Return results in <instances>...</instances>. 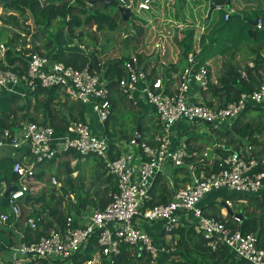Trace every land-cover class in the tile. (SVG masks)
<instances>
[{
    "label": "built area",
    "instance_id": "2783aa9c",
    "mask_svg": "<svg viewBox=\"0 0 264 264\" xmlns=\"http://www.w3.org/2000/svg\"><path fill=\"white\" fill-rule=\"evenodd\" d=\"M44 1L37 0L40 6L44 5ZM115 1L129 10L133 5L132 0ZM212 3L215 10L225 12V19L234 12V9L228 10V6L216 4L214 0ZM138 7L149 10L150 0L140 1ZM6 13L0 3V16ZM254 20V26L262 29L261 18ZM76 47L83 49L82 45ZM5 48L0 43V53L3 54ZM21 48L28 49L29 46ZM21 48L16 47V51ZM41 52L31 50L24 53L26 63L16 62L13 66L18 70L0 66V92L22 95L23 87L28 90L38 86L58 87L69 99L90 105L98 123L103 125L110 114L106 78L91 72L88 62L82 68H76ZM260 54L264 57V46ZM123 65L126 75L119 80V88L133 103L143 98L154 107L160 132L148 135L135 132L128 141L114 140V147L120 149L117 155L114 150L111 152L105 133L92 130L88 116L84 122H70L61 133L50 125L36 122H26L15 132L4 129L0 133V148L21 149L19 158L13 155L12 174L15 178L11 180V185L15 188L5 197L7 206L0 211V226H6L14 234V224L21 218L24 209L27 210L22 221L24 229H36L42 218L30 214L34 208L41 210L40 206L25 201L27 194L35 196L40 188V182L34 176L36 163H44L60 153L73 150L82 158L93 157L101 161L106 172L116 181V189L103 208L80 209L78 213L66 216L64 227H54L46 234L18 241L9 247L8 258L0 253V264L63 260L83 250L93 236L96 237L97 250L83 264H101L103 257L114 264L121 244L132 246L138 255L147 258L148 264H158L160 254H167L173 248L156 244L143 225L161 221V229L167 234L182 224V217L210 251L226 248L248 264H264V247L258 245L257 233L231 229L219 217L205 215L200 206L205 195L213 191L227 194L264 192V151H258L250 142L235 149L221 140L212 145L226 150V154L213 155L207 160L206 154L190 151L184 141L174 147L171 134L172 127L181 122L204 123L212 128L226 126L248 105H264V78L254 90L242 91L235 100L218 106L217 101L209 105L200 96L216 80L211 79L205 66L196 67L192 53L187 55V64L173 75L172 82L168 81V91L162 77L148 78L149 68L145 70L135 54L129 55ZM239 72L242 78L247 77L245 70ZM166 165L173 168L186 166L190 181L178 189L169 184V188L174 190L172 197L165 203L150 206L148 203L155 198L152 192L154 181L164 172ZM207 165L210 166L208 171L204 167ZM51 184L58 188L61 186L55 176L51 177ZM5 189L6 186L0 189V197ZM67 197L64 194V198ZM72 202L76 203V199ZM225 204L231 207L232 200L226 199ZM30 205L37 208L28 212ZM221 215L225 216L226 212ZM234 218L240 220L238 216ZM16 235L23 237L20 233Z\"/></svg>",
    "mask_w": 264,
    "mask_h": 264
},
{
    "label": "trees",
    "instance_id": "16d2710c",
    "mask_svg": "<svg viewBox=\"0 0 264 264\" xmlns=\"http://www.w3.org/2000/svg\"><path fill=\"white\" fill-rule=\"evenodd\" d=\"M0 1L4 10L8 12L0 16V18L9 25V27L0 25L6 29V38L3 43L6 48L3 54L0 53L1 67L11 68L16 62L25 64L26 57L24 53L31 50L41 52V49L43 50L41 53L52 57L56 61H61L66 65H71L76 68H82L88 62L91 72L101 74L107 80L110 114L103 125L100 124V131L104 132L107 136L111 152L114 150L116 155L120 153V149L114 147V140L128 141L135 132H140L143 135L145 132L149 131L150 126L146 125L143 120L142 106L139 105V103H133L129 100L122 89L119 88V80L126 75L123 64L128 56L112 58L101 66L95 52L91 55H86L76 46L58 47L55 42V33H50L46 41L40 46L35 45L34 48L19 49V51H16V40L19 34L11 30L16 27L20 29L22 26L26 27L32 25V27L36 28V26L43 25L46 30H49L50 28H56V26H58V29L64 28L66 33L65 36L69 41L72 39L80 40L85 28L94 27V30L97 31H103L105 29L113 31L117 29L118 21L115 16L97 8L98 4H101L105 8L118 5L115 0L112 5L104 4L102 1H96L88 5V0H45L43 6H40L37 0ZM140 1L137 0L135 3L133 2L134 8L132 7L133 9H130L131 14L129 17V19H132V22H128V25H132L131 27L135 33L134 36H132L136 41L135 48H139L144 41L147 44H153L157 39L161 41L163 45L167 43H173L175 45L174 49H178V52L176 53L175 51L173 57H176L179 53L178 60L175 63L163 66V73L161 71L158 74V71L152 66L148 72L149 79L155 78L156 76L162 77L163 81L167 83L166 91H168V81L170 80L172 82L170 72H176L180 66L183 68L187 64V55L189 53H192L196 61V67L205 66L209 71L211 79H213L215 76L213 67L214 59L217 56H223L228 54V52L234 51L242 44L246 46V53L252 55V59L250 60L251 63L246 64L244 67H238L232 61V57L234 56L232 52L231 57L225 60L223 66H221L223 71L217 76L216 83H211L208 90L217 98L218 106H225L228 102L235 100L240 92H249L259 86L264 78V57L260 54L264 46V7L255 8L251 13L234 9V12L230 14L227 19L224 18L225 12L220 11L217 18L214 17L215 19L211 20L210 23L206 25V28L203 27V29H200L202 16L198 24L193 20L192 24H182L184 19L183 17L181 18L180 13H178L179 9L175 7V0H150L151 5L149 10H151L154 1L159 2V6H157L158 15H152L149 20L136 18L132 15L133 12L145 16L147 11H149L138 7ZM184 1H187V6H190L188 9L190 14L189 12H183L188 14V18L196 10L199 11V16L205 13L207 7L206 0ZM117 12L122 20L121 14L119 11ZM166 14L171 17L175 14L179 15L180 19L175 23H180L182 26L180 28L173 27V25L170 26V24L167 23L168 26L166 24ZM257 17H260L262 20V29H257L251 22ZM136 20L138 21L136 22ZM146 28L149 30V34ZM167 28H172L173 30L174 28H179V34L177 35L175 33L174 37H172V34H170ZM38 33L44 34L43 31ZM1 40L2 39H0V41ZM194 44H197V46ZM135 55L140 65L145 62L143 68L146 70L148 68L146 63L147 57L144 56L142 52ZM12 69L18 70V67H13ZM241 69L245 70L246 78L241 77L239 72ZM23 90L22 95L0 92V133H2L4 129H8L10 132L18 131L26 122L50 125L57 133H61L70 122L77 120L84 122L89 114H93L90 105H85L69 99L58 87L42 88L38 86L34 90ZM207 102L209 105L213 104L211 100H207ZM129 109H131L132 115L134 116L132 123L128 126L125 121L120 122L115 113L119 111L122 113L127 112ZM262 111H264V105L262 104L248 105L236 119L226 124V129L214 128L215 131L214 129L210 131L213 130L217 137H222L221 140L223 139L225 143L227 142L226 145L229 147L232 146L238 149L250 142L258 148V151H264V138L262 140L258 138V135L264 132V121L262 123L260 121L256 122L255 118L251 121L242 122L241 120L247 113L252 112L260 113V115H257L264 117ZM90 126L93 130L91 121ZM137 127H139V130H137ZM184 135L183 133L178 137V142H181ZM203 137L202 135L188 137L184 142L188 144L191 143L192 140L198 141L201 140V138L203 139ZM188 149L190 151H202L200 146H193L192 144L188 146ZM19 150L21 149H16V156L18 158L20 154ZM210 151L217 153V155L226 154V150L217 149L212 145ZM26 156L28 155L26 154ZM81 158V155L77 152L70 150L58 154L49 161L36 163L34 165V176L37 180H42L44 177L46 172L45 169H43L44 167H47L48 171L54 169L55 178L61 182V186L58 189H60L62 193L60 194L57 188L52 189L49 198L46 199L47 201L45 200L41 210L34 208L31 211L30 214L32 216H40L42 218L37 224L36 229L31 230L30 228H25L23 237H18L16 234L9 231L6 226H0V253H8L9 247L16 244L18 241H28L32 239V237L46 234L51 228L64 227L66 216L69 214L78 213L80 209L103 208L109 202L110 194L116 189V181L106 172L104 164L94 158L93 161L96 164L94 179L101 180V184L104 185V187L103 189H96L91 194H82V186L80 184L82 177L78 173L73 176L75 169L70 165L74 160L80 162ZM88 158L90 157H87V159ZM52 163H56L55 168L50 167ZM12 164V155L0 157V174L4 175L6 179L13 180L15 178L12 174ZM204 167L207 171L210 168L208 165ZM172 171L174 174L183 176L181 178H173L174 181L172 185L174 187L177 188L179 187V183L185 185L190 181V172L186 166L174 167ZM168 183L169 181L163 178L162 174L157 176L152 188L155 198L148 203L150 206L165 203L172 197L174 190L169 188ZM215 192L221 195V202H217L215 199L211 198H204L203 200L205 201L202 202V204L200 202L203 213L207 216L219 217L231 229L239 228L243 233H257L258 245L264 247V192L259 194H227L223 191ZM64 194H67L68 197L64 198ZM70 195L75 196L76 203L71 201L69 198ZM42 198L41 193H37L35 196L27 194L25 201L39 203L42 202ZM226 199H230L232 202L245 201L246 203L239 205L238 210L235 212L229 207V211L226 215L222 216L221 209L226 207ZM64 201L67 203L65 210L63 209ZM6 206L7 198L3 196L0 197V211L4 210ZM249 208L251 210H249ZM234 216H238L240 220L237 221ZM158 222H160L161 225V221H156V223ZM156 223L153 222L150 225H155ZM72 225L77 226L76 223ZM150 225L144 224L143 226L153 237L150 229L146 228V226ZM171 233L173 236L175 234L180 236L174 243L175 248L169 250L167 254H164V258L167 259V262L168 260L170 262L171 258L172 264H248L245 260L238 259L226 248H221L216 252L210 251L205 246L201 237L196 235L193 229L184 222V217H182V224ZM164 234L165 232L160 229V235L163 236ZM189 235H191V237H189ZM96 250V237L93 236L83 250L75 253L69 258L55 260L51 263H48L46 260H39L38 262L30 264H83L92 257ZM132 252H135L132 246L121 244L120 254L114 257V264H148V260L144 255H138L136 252L133 254ZM101 264L111 263L103 257Z\"/></svg>",
    "mask_w": 264,
    "mask_h": 264
},
{
    "label": "rangeland",
    "instance_id": "374dc122",
    "mask_svg": "<svg viewBox=\"0 0 264 264\" xmlns=\"http://www.w3.org/2000/svg\"><path fill=\"white\" fill-rule=\"evenodd\" d=\"M136 1L137 0H132V2H134V3ZM207 1H209V5L207 4V7L205 9V13H203L202 15L199 16V11L196 10L193 14L190 15L189 20L182 21V24H184V25L192 24V20L196 24H198V22H200V19L202 16L200 29H203V27L206 28V25H208L211 20L215 19L214 17L217 18L220 11H217V10L212 11L211 10V13L209 14L210 4L212 3L213 0H207ZM180 2H181V0H175V5L179 9L178 13L189 12V14H190V11H188L186 8L180 7ZM214 2L216 4L218 3V4H223L226 6L228 5V7H229L228 10L230 8H232V9H236V10L247 11L248 13H251L253 11V9H255V8H263L264 7V0H217V1L214 0ZM157 6H159V2L154 1V3L152 4L151 10L147 11L145 16H142V15H140V13H136V12H133L132 15H134L136 18L138 17V18H141L144 20H149L152 15H158L159 12H158ZM196 6H197V3H196ZM132 7L134 8V5ZM97 8L102 9L111 15H114L118 21V28L113 30V31H109L107 29H105L103 31H97V30H94L93 27L85 28L83 30V35L81 36L82 38L80 40L73 39L72 44L70 43L68 38H66L65 31L61 32L62 29L64 30V28H59V29H61L60 36L63 35L65 37H63V38L60 37L61 38L60 40H62V41H57V40L55 41L56 44L58 45V47L61 46L64 48L67 46L82 45L83 49L82 48L81 49L86 55H91V54H93V52H95V55L97 56L101 66H103L105 64V62H107L108 60H110L112 58H116V57H120V56H129L131 53H135L136 41H135V39L132 38V36H134L135 33H134L133 28L131 27L132 25H128V22L129 23L132 22V19H129L128 21L121 20L119 14L117 12L118 11L117 5H113L111 7L105 8L101 4H98ZM193 9H195V8H193ZM166 15H167L166 16V19H167L166 24L169 23L170 26L173 25V27H179V28L182 26L180 23H175V22H177L178 19H180L179 15L175 14L172 17L168 14H166ZM137 21L138 20H136V22ZM56 27H58V26H56ZM172 28H167V29L169 30L170 34H172V37H174L175 33L177 35L179 34V32H178L179 28H174V30ZM50 29L51 30H49L48 35L50 33H57V31H58L54 27H53V29L52 28H50ZM146 30H148V29L146 28ZM5 33H6V29L4 27L0 26V39L6 38ZM194 45L197 46V44H194ZM232 52L234 55L232 57V61L238 67H244L246 64L251 63L250 60L252 59V55H249L248 53H246V46L245 45L243 46L241 44L237 49H235ZM232 52H228V54L223 55V56H217L214 59L213 67L215 70L214 71L215 76L213 79L216 80L219 73H221L223 71L221 66H223V63L225 60H227L231 57ZM155 59H157V58H155ZM166 63H170V62H166ZM154 64H152V66H154L157 71L161 72V68H162L161 65H163V64L160 63V60L158 62L155 61ZM163 66H165V65H163ZM23 89H25V87H23ZM207 91H210V90L207 89ZM137 103L145 104L146 106L148 105L146 100L143 98L139 99V101ZM115 114L117 115L118 120L120 122L125 121V123H127L128 126L133 121L134 115H132L131 109H129V111H127V112L122 113L119 111V112H116ZM257 114L260 115V113H253V112L247 113L245 115V117L242 118L241 120H242V122H244V121H251L253 118H255L256 122L260 121L262 123L264 121V117L258 116ZM262 114H264V111H262ZM146 118L151 123H154L157 120L156 113H154L153 111H149L146 114ZM148 126H150V125H148ZM185 126H186V129L190 131L189 133H187L188 135H190V137L201 136V135L204 136L203 139L201 138V140L196 141L197 144L202 148V151H200L201 153L206 152L207 157L211 153H214V152L210 151L211 145L213 142H217V138L221 140L222 137H217L214 133L209 134V131H210L209 129L212 126H210L209 124H204V123L181 122V123H178V125L173 130V132L171 129V134L176 136L177 134L181 133L182 129ZM218 129H222V126L220 125L218 127ZM151 132L152 133L160 132L159 126L157 124L154 127L150 126L149 131L145 132V134L148 135ZM258 138L260 140H262L264 138V132L262 134L258 135ZM226 144H227V142H226ZM70 165H72L75 169V172L73 173V175L75 173H78L82 177V181L80 183L82 186V188H81L82 194H85V193L91 194L96 189H103L104 186H102V184H101L102 181L94 179L96 164L93 161V157L88 158V159L87 158H81L80 162H77V160H74L71 162ZM50 167L55 168L56 163H52L50 165ZM43 169H45L46 172H45V175L42 178V180H39V182H41V184H40V188L37 191L38 194H40V193L42 194L43 198L41 200L42 202L36 203L38 206H40V208L43 207V205H44L43 203L45 202V200L47 198H49L51 190L56 189V188L58 189L57 185L51 184L54 187L49 185V181L51 183V177L55 176L54 175V169H52L51 171H48L47 167H44ZM171 175H179V174H174L173 171H171V174H170V171L169 170L166 171V169L162 173L163 178H166L167 180L170 179L172 181ZM168 184H170V183H168ZM182 185H183V183H179V187ZM179 187H177V188L174 187V188L178 189ZM61 193L62 192L60 190V194ZM205 197L215 199L217 202H221V198H222L221 195L215 191L206 194ZM70 199H71V201H73V199H75V196L70 195ZM245 203H246L245 201L232 202L231 209L235 212L238 210L239 205H242ZM66 205H67V203H66V201H64V203H63V209L64 210L66 209ZM34 207L37 208V206H34ZM249 210H251V209L249 208ZM224 211L226 212V210H224V208H222L221 214ZM167 234H170V235H168L169 237L171 236V233H167ZM171 243H173V241H171ZM2 254L4 255V257L8 258L9 251H8V253H2Z\"/></svg>",
    "mask_w": 264,
    "mask_h": 264
},
{
    "label": "crops",
    "instance_id": "0c3cea01",
    "mask_svg": "<svg viewBox=\"0 0 264 264\" xmlns=\"http://www.w3.org/2000/svg\"><path fill=\"white\" fill-rule=\"evenodd\" d=\"M153 1V0H152ZM207 1V0H206ZM153 4V3H152ZM207 4L209 5V1H207ZM150 5H151V3H150ZM152 7V6H151ZM175 7H176V5H175ZM180 7L181 8H187V10L190 8V6L188 5L187 6V3L183 0H181V2H180ZM2 8H3V6H2ZM4 9V8H3ZM8 13V12H7ZM180 15H181V18L183 17V19L186 21V20H189V18H188V14L187 13H183V12H181L180 13ZM2 22H3V24L2 25H5V26H8L9 27V25H7L6 24V22L4 21V20H2ZM29 24V23H28ZM55 28V27H54ZM94 28V27H93ZM53 29V28H52ZM56 29L58 30L57 31V33H55L56 35V38H55V41L57 40V41H62V40H60L61 38L60 37H64L63 35L62 36H60V31H61V29H58L57 27H56ZM13 32H15V33H17V34H19V36H18V39L16 40V47L17 48H21V47H26V46H29V48H34V46L36 45V46H40V45H42V43L44 42V41H46V39H47V36H48V32H49V30H51V29H49V30H46L45 28H44V26L43 25H39V26H36V28H34V27H32V25L31 26H26V27H24V26H22V27H20V29H18L17 27L16 28H13V29H11ZM40 31H43V33L44 34H42V33H38V32H40ZM63 31H65V30H62L61 32H63ZM148 34H149V30H148ZM0 43H4V39H2L1 41H0ZM174 47H175V45L172 43V44H169V43H167L166 45H163L162 44V42L161 41H159V40H155L154 42H153V44H147L145 41L139 46V48H137L136 50H135V53H131V54H137V53H139V52H142L143 53V55L144 56H146L147 57V59H146V63H147V67L150 69L151 67H152V64H154V62L156 61V62H158L159 60H160V63L161 64H163V65H166V64H170V63H175L177 60H178V55H179V53H178V55L176 56V57H173V53L176 51V53L178 52V49L176 50V49H174ZM144 48V49H143ZM22 49H26V48H21V50ZM42 50V49H41ZM130 54V55H131ZM148 57H149V59H148ZM155 58H157V59H155ZM166 62H170V63H166ZM145 63V62H144ZM144 63H142L143 64V66H144ZM155 65V64H154ZM163 65H161L162 66V68H161V71H162V73H163ZM181 68H182V66H180L179 68H178V70L176 71V72H170V76H171V79H172V77H174L175 75L174 74H177L178 73V71H180L181 70ZM156 69V68H155ZM160 72L158 71V74H159ZM174 75V76H173ZM200 96H201V98L203 99V100H211V101H213V102H215L216 103V101H217V98L213 95V93L212 92H210V91H207V90H205V91H203V92H201L200 93ZM139 105H141L142 107H141V109L143 110V114H142V116L144 117V121H145V123H146V125H150V126H152V127H154V126H156V124L158 125V122H157V120H156V122H154V123H151V122H149V120L146 118V114L149 112V111H153L154 113H155V110H154V107L152 106V105H145V104H139ZM136 114V113H135ZM90 121L92 122V125H93V131H96V132H99L100 131V124L98 123V121H97V119H96V117H95V115L94 114H89L88 115V122H89V124H90ZM178 125V123L177 124H175L173 127H172V132H173V130L176 128V126ZM99 126V127H98ZM222 126V129H226V126L225 125H221ZM211 129H214V128H210L209 130H211ZM214 131H215V129H214ZM213 130L212 131H209V134H212V133H214L215 134V132H214ZM190 131L189 130H187L186 129V126L182 129V131H181V133H179V134H177L176 136H174L173 134V136H172V145L174 146V147H177L178 145H179V142H178V137H180V135H182L183 133L185 134L183 137H182V140H184V139H187V137H189L190 138V135H188L187 133H189ZM217 142L218 143H220L221 142V140L220 139H218L217 140ZM217 142H214V143H217ZM190 144H192V145H196L197 144V142L196 141H191V143ZM17 152L15 151V150H13V149H11V147H8V146H6V147H1V149H0V157H8V156H13L14 154H16ZM203 154H206V152H204ZM213 155H217V153H211L208 157H207V160H209ZM165 169H166V171H170V174H171V169H172V167L171 166H169V165H166L165 167H164V171H165ZM76 175V173L74 174V176ZM172 176V181L169 179L168 181H169V183L172 185L173 184V181H174V177H180L181 178V176L182 175H171ZM183 177V176H182ZM11 179H6L5 178V176L4 175H1L0 174V189H2V187H4V186H6L7 185V183H10L11 184V181H10ZM40 184H41V182H40ZM169 185V184H168ZM102 186H104V185H102ZM173 186V185H172ZM206 198V197H205ZM204 199V198H203ZM201 200V204H202V202H204L205 200ZM34 208V206H32V205H30L29 206V211L28 212H30L32 209ZM27 212V210L26 209H24L23 210V213H22V216H21V218H19L16 222H15V224H14V229H13V231L15 232V234L16 233H20V234H23V231H24V225H23V219H24V217H25V213ZM27 214V213H26ZM156 223V222H155ZM159 226H160V229H161V225H160V222H158V223H156L155 225H150V226H146V228L147 229H150V231H151V233L153 234V239L154 240H156V241H154L156 244H162V245H164L166 248L167 247H171V248H175V246H174V243L176 242V240L179 238V236L180 235H178V234H175L174 236H173V234L171 233V236L169 237L168 235H170V234H164L163 236H161L160 235V229H159ZM144 227V226H143ZM145 229V228H144ZM146 230V229H145ZM147 231V230H146ZM148 232V231H147ZM149 233V232H148ZM150 234V233H149ZM151 235V234H150ZM152 236V235H151ZM168 236V237H167ZM189 237H191V235H189ZM171 241H173V243H171ZM168 249V248H167ZM133 254L135 253V252H132ZM158 264H172V262H171V258H170V262H169V260H168V262H167V259L166 258H164V254H160V256H159V263Z\"/></svg>",
    "mask_w": 264,
    "mask_h": 264
},
{
    "label": "water",
    "instance_id": "95a60500",
    "mask_svg": "<svg viewBox=\"0 0 264 264\" xmlns=\"http://www.w3.org/2000/svg\"><path fill=\"white\" fill-rule=\"evenodd\" d=\"M96 1H102L104 4H107V5H112L114 3V0H88L87 3L89 5H91L92 3L96 2ZM214 9V4L211 3L210 4V10H209V14L211 13V10ZM117 10L119 11V13L121 14V18L123 21H128L129 17H130V10L129 8H126L124 6H121V5H117ZM252 24L255 25V20H252L251 21ZM137 130H139V127H137ZM15 187L12 186L10 183H7L6 185V189L3 193V197H7V195L9 194V192L11 190H13ZM226 211L228 212L229 211V208H226Z\"/></svg>",
    "mask_w": 264,
    "mask_h": 264
},
{
    "label": "clouds",
    "instance_id": "9594fccd",
    "mask_svg": "<svg viewBox=\"0 0 264 264\" xmlns=\"http://www.w3.org/2000/svg\"><path fill=\"white\" fill-rule=\"evenodd\" d=\"M88 5H89V4H88ZM187 138H188V137H187ZM184 140H186V139H184ZM184 140H181V141H184ZM212 144H213V143H212ZM187 145L189 146L190 143H188ZM196 145H198V144H196ZM196 145H193V146H196ZM198 146H199V145H198ZM212 146H214V145H212ZM198 152H199V151H198ZM172 168H173V167H172ZM180 187H181V186H180ZM180 187H179V188H180ZM224 208H225V210H226V208H229V207L226 206V207H224ZM226 213H227V211H226Z\"/></svg>",
    "mask_w": 264,
    "mask_h": 264
}]
</instances>
